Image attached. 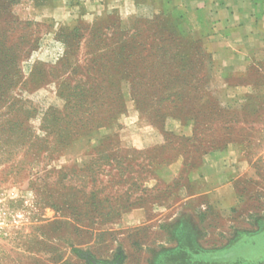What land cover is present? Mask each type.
Instances as JSON below:
<instances>
[{"label": "rangeland", "instance_id": "obj_1", "mask_svg": "<svg viewBox=\"0 0 264 264\" xmlns=\"http://www.w3.org/2000/svg\"><path fill=\"white\" fill-rule=\"evenodd\" d=\"M198 3L0 0V264H169L167 250H189L170 254L180 264L260 229L219 251L244 263L264 241V96L229 92L209 110L200 40L178 28ZM230 149L223 218L190 185Z\"/></svg>", "mask_w": 264, "mask_h": 264}, {"label": "crops", "instance_id": "obj_2", "mask_svg": "<svg viewBox=\"0 0 264 264\" xmlns=\"http://www.w3.org/2000/svg\"><path fill=\"white\" fill-rule=\"evenodd\" d=\"M179 28L184 35L194 34L200 40L203 84L212 100L210 111L225 112L227 108L220 106L217 97H227L229 92L237 93L239 99L264 96V0H199L196 7L186 12ZM231 149L206 154L201 173H195L196 178L190 185L189 200H204L199 210L223 218L232 214L237 203L232 182L235 174L232 163L236 156ZM171 170L177 173L179 167ZM259 232L260 229L241 235L254 236ZM226 247L206 251L192 249L200 251V256L189 254L188 262L182 260L180 264H190L189 261L193 264H264V241L250 243L244 263L235 261L230 253L219 252L226 251ZM167 251L172 252L161 255L162 259L169 256L172 260L169 264H174L171 263L174 255H170L173 251L189 250Z\"/></svg>", "mask_w": 264, "mask_h": 264}, {"label": "trees", "instance_id": "obj_3", "mask_svg": "<svg viewBox=\"0 0 264 264\" xmlns=\"http://www.w3.org/2000/svg\"><path fill=\"white\" fill-rule=\"evenodd\" d=\"M184 17H185V15H184ZM183 19H184V18H183ZM183 19L181 20V22L183 21ZM181 22H180V24H181ZM180 24L178 25V28H179ZM179 30H180V28H179ZM180 31H181V30H180ZM199 53H200V50H199ZM200 58H201V54H200Z\"/></svg>", "mask_w": 264, "mask_h": 264}]
</instances>
